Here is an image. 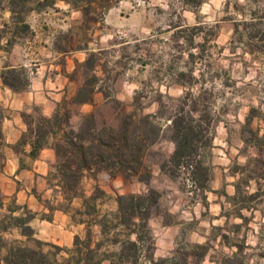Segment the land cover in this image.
<instances>
[{
    "label": "rangeland",
    "instance_id": "obj_1",
    "mask_svg": "<svg viewBox=\"0 0 264 264\" xmlns=\"http://www.w3.org/2000/svg\"><path fill=\"white\" fill-rule=\"evenodd\" d=\"M35 1L19 14L0 13V40L7 38L9 49L22 44L30 64L29 70L22 67L28 78L38 65L54 57L65 65L68 58L73 70L67 77L76 92L85 79L80 64L93 52L100 80L85 114L94 113L99 124L116 127L123 110L137 111L155 115L161 125L159 140L144 156L149 184L101 171L106 174L103 185L113 190L87 202V208L115 202L114 194L147 195L153 189L158 203L139 212L142 217L148 214L145 227L139 228L141 256L153 249L146 229L151 220L159 238L163 230L172 235L167 264H221L237 252L236 246L245 264H264V142L256 141L264 137V0H205L200 6H186L181 0H95L99 7L93 5L85 17L63 0L27 11L36 7ZM108 4L109 9H101ZM15 25L20 31L11 36ZM24 25L28 28L22 29ZM186 93L201 94L198 108L209 111L213 120L208 135L212 141L199 157L185 158L175 167L169 162L174 149L169 118ZM74 95L62 101L71 109V125L77 127L85 114L71 103ZM134 98L139 109L132 105ZM38 114H31L34 121ZM247 117L255 134L245 127ZM3 147L0 144V150ZM236 184L242 195L228 202L226 195H235ZM87 185L82 178L83 192ZM0 201L1 218L11 204L1 196ZM2 237L19 238L15 231ZM167 258L155 264H166Z\"/></svg>",
    "mask_w": 264,
    "mask_h": 264
},
{
    "label": "trees",
    "instance_id": "obj_2",
    "mask_svg": "<svg viewBox=\"0 0 264 264\" xmlns=\"http://www.w3.org/2000/svg\"><path fill=\"white\" fill-rule=\"evenodd\" d=\"M31 0H0V13L7 10L12 16L21 13L23 8ZM56 0H36L35 8L27 11H40L47 7H53ZM73 8L81 10L83 16H87L93 5L99 7L95 0H63ZM205 0H181L186 6H200ZM103 10L111 7L110 4L101 6ZM19 19V18H17ZM24 25L22 29H27ZM20 29L15 25L11 30V36L19 33ZM10 46L11 42H7ZM67 51H64L66 53ZM95 53H90L85 61L80 64L84 70V82L75 92L71 103L74 105L92 104L99 78L95 74L97 63ZM23 75L24 79H20ZM182 75V74H180ZM3 84L14 92L24 91L29 82L26 71L23 68H6L1 73ZM182 85H186L182 82ZM201 94L186 93L185 97L177 100L169 118L170 139L174 145L169 162L175 167L181 166L185 158L199 157V153L209 147L212 137L210 125L213 120L206 109L198 108ZM117 103V101H115ZM137 98L133 99V107L139 109ZM71 109L67 102L57 104L54 113L50 117L38 114L34 121L30 114H22L26 125V132L20 141L11 148L18 153L27 144L28 156L36 159L44 148H51L55 153V162L51 166L50 178L58 180V186L64 198V204L50 210L59 209L69 212V205L76 198H82L84 203L95 201L100 196H105L99 187L95 186L94 193L86 197L81 188V181L85 174L92 178L105 171L111 176L120 174L123 178L136 177L138 181L148 185L151 177L148 168L144 165V156L147 149L157 142L161 134V125L155 115H139L137 111H122L116 127L99 124L94 113L82 115L77 127L70 123ZM0 118L2 112L0 110ZM205 121L207 123L204 126ZM245 127L250 133V117L246 118ZM256 141H263L264 137ZM245 142V140H244ZM256 143V142H255ZM0 144L3 145V136L0 124ZM200 164V161H197ZM144 174V175H143ZM236 193L233 197L226 195L228 202H234L242 195L239 186L235 185ZM247 197L252 198L253 195ZM244 198V197H243ZM117 218L125 226L139 225L143 229L148 219L140 216L139 212L148 211L158 203V193L150 189L147 195H118ZM3 204L0 201V209ZM94 205L88 206L86 215L93 216ZM7 213L0 218V264H100L95 261L90 253L83 254L79 249L82 245L78 238L74 240L73 248H62L53 244L42 242L34 237L35 232L30 226L34 215L28 211L19 213L20 208L13 203L7 207ZM80 212L77 211L76 215ZM242 220L245 218L238 215ZM15 231L19 238L5 240L3 233ZM138 238L143 240L139 233ZM227 239L226 236H223ZM89 241L84 243L88 246ZM133 244L128 246L132 251ZM44 247H49L45 250ZM237 252L230 257H224L221 264H245L241 256V247L236 246Z\"/></svg>",
    "mask_w": 264,
    "mask_h": 264
},
{
    "label": "crops",
    "instance_id": "obj_3",
    "mask_svg": "<svg viewBox=\"0 0 264 264\" xmlns=\"http://www.w3.org/2000/svg\"><path fill=\"white\" fill-rule=\"evenodd\" d=\"M55 2L64 3L61 0ZM65 5L68 7V4ZM7 42V38L0 40V110L4 143V147L0 150V196L10 204L18 206L19 213L28 211L34 215L30 226L35 232L36 239L62 248H73L77 237L82 244L79 245L81 252L90 253L95 261L101 262L100 264H155L158 259L167 258L174 247L172 235L168 231L163 234V230L159 238L158 230L151 220H148L146 229L152 236L153 249L144 256L140 255L139 249L144 245V242L138 238L141 232L140 226L128 227L119 221L116 194H114L115 202L108 204L102 201L93 204L95 207L93 216L86 215L87 206L82 198L73 199L69 205V212L59 209L50 210V207L55 208L65 202L57 180L52 181L49 176L51 166L55 162L53 149L44 148L36 159H31L28 156V144L20 148L18 153L11 146L18 143L26 132L22 114L31 115L37 110L40 115L50 117L58 103L74 95L75 89L71 90L72 83L67 77V74L73 70V65L69 63L68 58L63 65L54 57L38 65L24 91L14 92L3 84L2 71L6 66L24 67L29 70L30 64L25 61L20 50L22 44L16 43L12 49H9ZM43 48L46 49L45 46ZM87 106L85 104L78 107L81 115L90 112ZM105 176L104 172H100L95 178L90 175L83 177L84 181L88 182L84 187V195L89 197L95 186L105 194L109 193L108 190L112 191L110 184L103 185L102 179ZM117 181L116 177L110 183L115 185ZM77 211L80 212L79 215H76ZM162 229L168 227L163 226ZM88 241L89 245L84 246ZM131 244H133L132 252L129 255L128 246ZM170 261L167 258L165 262L167 264Z\"/></svg>",
    "mask_w": 264,
    "mask_h": 264
}]
</instances>
